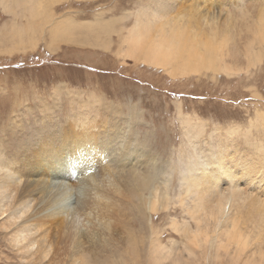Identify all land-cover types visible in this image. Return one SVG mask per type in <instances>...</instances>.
<instances>
[{
	"label": "rangeland",
	"instance_id": "obj_1",
	"mask_svg": "<svg viewBox=\"0 0 264 264\" xmlns=\"http://www.w3.org/2000/svg\"><path fill=\"white\" fill-rule=\"evenodd\" d=\"M159 1L0 0L1 30L5 26L7 29L10 28L9 30L16 25L23 28L24 25L27 26L25 24L27 17L37 24V30L34 28L36 31L27 27L26 32L22 34L23 37L14 38L8 34V37L19 39L17 48L14 47L12 52H8L10 45L0 48V164L5 162L6 165H10L17 145L25 142L30 132L34 134L35 130L39 131V128L43 127L40 121L42 123L57 119V122L65 121L64 127L66 124H68L66 127H70L75 118L77 121L81 117L79 120L88 118L87 123L102 126L103 128H99L100 131L108 127L114 128V125L117 128H124L126 144L141 149L137 150L141 157L132 167L139 169L142 174L144 172L147 175L152 174L156 197L153 195L151 199L155 197L156 205L159 207L156 212L149 209L142 212L141 216L150 221L151 231L147 230L145 237L148 240L140 245L142 251L136 260H133L135 259L133 253L129 252L130 256H127L123 247L118 246L120 257L124 261L129 258L130 262L124 264H251L250 260L255 261L257 255H251L249 251L252 243L258 242L255 229L264 225L262 219L243 214L239 221L235 222L231 232V235L235 236L231 237L238 242L241 241L237 248L244 250L238 251L234 247L236 240L227 242L219 233V227L216 228L214 221H210L212 219L210 212L206 215L205 212H201L202 214L198 216L205 215L204 219L210 221L206 223L204 220L208 236H197L199 244L192 245V253L189 255L183 244L185 240L183 234L177 229L173 230L172 219L179 224L183 221L189 222L194 233L196 226L187 209L193 207V199L196 200L195 196H198L196 193L200 191V187L207 185L208 180L213 178L211 176H214L211 173H203L206 169L204 167H214L216 170L221 166L222 174H217L213 179L218 182V179L224 177V173L227 172L223 167L229 169L231 157L245 158L247 155L253 158L254 155L253 159L264 158V0H198L200 7L183 13L178 7L183 4L181 0L168 2L167 9L162 10L161 15L158 13L160 20L156 17V22L180 12L179 19L177 18L178 28L184 31V36H197L193 20L199 13V16H205V24L199 29L205 32L213 31L212 39L221 42L222 39H232V35L239 38V31L242 28L241 30L251 35L252 39H256L252 42L251 54L260 55V60L253 65L246 63L236 65L234 68L244 67L238 71L202 70L200 73L191 72L192 74L182 76H173L161 67L125 57L126 44L122 43V40L138 17L136 13L147 7L153 12L159 5L160 8L166 7V0L162 2L163 5L160 3L155 7ZM185 1L187 6L190 5L189 1L191 4L193 2ZM170 7L174 8V11ZM13 13H17L18 17L15 18ZM42 13L51 14L55 19L71 18L78 23L88 24L95 23L96 20L101 22L114 20L116 31L112 30L107 35L104 45L83 43V39L92 34H85L83 37L74 34L68 40L59 39L53 45L49 43L47 35L48 24L39 27V24L45 21V15ZM36 15L38 17L33 20ZM142 26L144 27L142 24L139 30L144 34L147 30L154 29L152 26L144 30ZM5 34H0V39L4 38ZM33 34L35 37L38 35L41 37L34 40L36 43L31 45L32 39L25 38ZM245 34L243 32V35ZM243 39L247 37L241 38L238 43ZM257 39L259 41L261 39L259 45L255 43ZM8 40L2 39L3 43ZM32 46L34 49H31ZM49 47L55 48L51 50ZM242 54L245 55V52L242 51ZM72 128L71 126L69 129ZM85 134H88L87 137L90 136L89 132ZM91 153L90 161L78 163L75 167L81 172L95 167L93 170L95 175L101 172L102 167L94 163L95 153L93 151ZM68 163L71 164L70 171L74 165ZM238 169H241L239 165L237 169L230 168L231 171L236 170V173ZM192 179H195L192 181L194 188L188 189L185 180L191 183ZM68 181L73 183L74 177H69ZM227 184L229 183L226 182L225 185ZM147 191L149 192V189L146 193ZM119 194L120 192H117L114 197L110 196L112 199L106 205L111 209L109 212L113 219L110 224L112 231L110 236L124 235L123 230H127L130 224V228L142 236L138 224L133 222L134 219L129 222V226L122 225L121 220L129 215L126 214L130 212L129 206L134 204L136 209L139 207ZM247 225L248 227H245ZM1 227L0 225V264H68L64 254H60L63 252L62 249L56 252L51 249L48 260L31 252L30 255L23 252V255L9 244L6 232ZM53 228L57 229L56 226ZM262 232L264 233V228ZM187 236L191 239L193 234L189 232ZM219 240L229 243V249L226 250L225 246L218 247ZM148 241L149 244L153 243L151 251L146 250ZM213 241L215 245L210 246ZM115 243L121 244L122 241L118 238ZM167 249L171 251L169 256L166 254ZM57 252L55 257L54 254ZM156 255L162 257V260L156 261L154 258ZM173 256H177L178 259ZM103 263L116 264L112 260Z\"/></svg>",
	"mask_w": 264,
	"mask_h": 264
},
{
	"label": "bare ground",
	"instance_id": "obj_2",
	"mask_svg": "<svg viewBox=\"0 0 264 264\" xmlns=\"http://www.w3.org/2000/svg\"><path fill=\"white\" fill-rule=\"evenodd\" d=\"M166 1V7L160 8L159 4L164 2V0H160L155 5V7L159 5V8L155 9L156 11L154 12L151 8L147 7L136 13L138 17L135 19L133 26L129 28L125 39L122 40V43L126 44V49L124 48L125 57L134 60L139 59L152 66L161 67L173 76L188 75L191 72L200 73L202 70L216 71L218 69H225L238 71L244 67L234 68L236 65H241V63L253 65L260 60V55L251 54L252 42L256 39H252L251 35L241 30L242 28L239 31V38L237 35H232V39H222L219 42L217 39L211 38L213 31L207 30L205 32L199 29V27L205 24V16H199V13L196 19L193 20L194 28L197 29V36H184V31L178 28L179 22L177 18L180 13L179 11L173 17L156 22V17L160 20L159 14H162L160 12L167 9L171 1L176 2V0ZM189 2L190 5L187 6L185 4L186 1L181 0L183 4H180L178 7L182 13L183 11L189 12L190 9L200 7L198 0H193L192 4L191 1ZM172 9L174 11V8ZM13 14L16 18L17 13ZM44 15L45 21L40 23L39 27L48 24L49 30L47 35L48 39H50L49 43L53 45L59 39L68 40L74 34H78L81 37L85 36V34H92V36L86 35L87 37L83 39V43L104 45L107 35L112 30L116 31L114 20L107 22L96 20L95 23L88 24L78 23L71 18L55 19L51 14ZM36 17L38 16L36 15L33 20H36ZM26 20L25 24L27 26L24 25L23 28L20 25H16L17 27L10 26L12 30L5 28L6 26L3 27V30L0 29V34L6 33L5 37H2L9 39L5 43L2 41L4 38L0 39V48L10 45L8 52H12V49L18 46L17 40L19 39L17 38L23 37L22 34L26 32V28L29 27L30 30L36 28L37 24L35 21H32L30 17H27ZM142 24L145 27L142 26L144 30L153 26V31L147 30L145 32L147 35L141 33L139 29ZM206 27L215 29L210 26ZM243 32L246 34L243 35ZM8 34L17 38L8 37ZM39 37L41 35L35 37L33 34L25 39H32L31 45H33L36 43L34 40ZM243 37H247V39H243L242 42L238 43ZM255 43L259 45L261 39L260 41L257 39ZM32 47L31 49H34V46ZM49 48L53 50L55 47ZM242 51L245 52V55L242 54ZM75 119L72 121V129H69L71 126L66 127L68 124L64 127L65 121L62 120H59V122L56 121L57 119L49 120L42 123L40 121V125L43 127L39 128V131L35 130L34 134H30V132L28 138H25V142L17 145V150L10 165H6L5 162L4 164H0V220L3 219L0 223L1 228L6 232L5 235L8 237L9 244L13 248L28 255H30L29 252L38 254L44 260L47 259L51 249L55 252L62 249L63 252H60V254H64V258L68 264H105L103 262L109 260L116 262V264H124L129 258L127 257L128 259L124 261L120 257V248L118 246L123 247L124 253L127 256L133 253V258H135L133 260H136L139 252L142 251L140 245L148 240L145 237L147 230L151 231L150 221L141 216L143 215L142 212L147 209L156 212L159 209L158 205H156L157 199H155L156 193L154 190L156 186H154L155 189L153 188L154 177L152 174L147 175L146 172L142 174L139 169L132 167L134 163L139 161L141 153L137 150L141 149L137 145V147H133L126 144V132L124 128H117L114 125V128L108 127L100 131L99 128L103 127L87 123L88 118L79 120L81 119L79 117V121ZM61 126L63 128H60ZM88 132L90 133L89 137L86 136L88 134H85ZM92 151L95 153L93 155L95 158V160L93 159L94 163H98L97 165L102 167L100 168L101 172L95 175L93 174L94 165H92L94 168H88L86 171L83 170L84 172L79 171L75 167L78 163L82 164L88 161L90 158L89 154L92 155ZM253 158L247 155H245V158L231 157L232 162L229 164V169L222 166L227 172L224 173V177L218 179V182L213 179L222 171L220 170L221 166L216 170L213 169L214 167H204L206 169H204L205 172L203 171V173H211L214 176H211L213 178L208 180L207 185L200 187V191L196 193L198 196H195L196 200L193 199V207L188 208L189 206H185L188 208L187 212L190 218L195 223L196 228L194 233L191 230L190 224H188L189 222L183 221L182 224H179L175 219H172L173 230L177 229L185 238L183 244L188 251V255L192 253V245L199 244L197 236H208L206 223L210 221H214L216 228L217 226L219 227V233L227 239V242L234 241L235 238L233 239V237L235 235H231V232L235 227V222L243 214L256 219L260 218L264 221V158ZM74 160L76 161L75 163ZM68 162L74 165L70 171L69 167L71 164ZM103 163L104 165L102 166ZM219 163L221 164V161ZM213 164L215 165V163ZM238 165L241 168L238 169V173L235 172L236 170H233L235 173L231 171L232 169L230 170V168L237 169ZM71 176L74 177L73 183H69L68 181ZM193 178L196 177L193 176ZM193 180L195 179H192L191 183L188 182L189 180H185L188 189L194 188L192 187L194 185ZM226 182L229 184L225 185ZM180 184L182 186L181 182ZM147 189H149L148 193H146ZM117 192H120L119 195L127 197L139 207V209H136L134 204L129 206L130 212L126 213L129 215L121 220L122 225L129 226V222L134 219L133 222L138 224L142 236H139L136 230L130 228L131 224L127 230H123L122 233L124 235L118 237L110 236L112 234L110 224L113 219L110 216L111 212H109L111 209L106 207V205L110 203L111 197H114ZM153 195L155 197L151 199ZM211 211H215V213ZM201 212H205V215L210 212L209 215L212 219L207 221L204 219L205 215L198 216ZM222 218L224 219L221 222ZM202 224H204V227H202ZM220 224L223 227H220ZM237 225L239 224L237 223ZM54 226L57 229H54ZM146 227L147 229H145ZM245 227H248V225ZM237 228L239 229L238 226ZM263 228L264 225L258 226L256 229L254 228L258 236V242L252 243V248H250L249 252L251 255H257V259L255 261L251 259V264H264ZM238 229L235 230L238 231ZM189 232L193 234L191 239L187 238ZM216 235L218 236L219 234L217 233ZM118 238L121 239V244L115 243ZM214 241L210 246L215 245L216 241ZM151 242L149 244L148 241V248L146 250H152L151 246H153V243ZM218 242L220 243L218 247L224 248L225 246V249H229V243H224L222 240ZM239 242L238 240L234 242L236 249H238ZM159 244L158 242L157 246ZM241 244L243 245V243ZM142 248L144 249V247ZM236 249L234 248V250ZM240 250H243V248H240ZM240 250L238 249V251ZM170 253L171 251L167 249V256ZM56 254L58 252L54 254L55 257ZM161 255L164 256L162 253ZM154 258L156 261L162 260V257H158L157 255ZM173 258L178 259L177 256H173Z\"/></svg>",
	"mask_w": 264,
	"mask_h": 264
}]
</instances>
